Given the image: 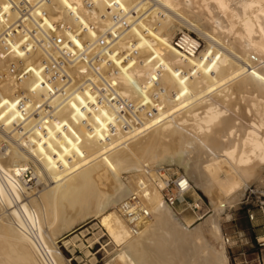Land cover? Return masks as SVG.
I'll use <instances>...</instances> for the list:
<instances>
[{"label":"bare ground","instance_id":"bare-ground-1","mask_svg":"<svg viewBox=\"0 0 264 264\" xmlns=\"http://www.w3.org/2000/svg\"><path fill=\"white\" fill-rule=\"evenodd\" d=\"M7 1L0 264H65L55 241L94 216L121 264H229L221 217L264 195V0ZM184 27L209 40L200 56L175 43ZM174 166L210 199L204 223L164 202ZM134 194L151 211L137 236L120 214Z\"/></svg>","mask_w":264,"mask_h":264},{"label":"rangeland","instance_id":"rangeland-1","mask_svg":"<svg viewBox=\"0 0 264 264\" xmlns=\"http://www.w3.org/2000/svg\"><path fill=\"white\" fill-rule=\"evenodd\" d=\"M184 34L189 35L192 39L199 43L198 56L203 54L210 42L202 34L195 30H189L184 27L183 32H178L175 38V43L179 42ZM254 71H251L252 73ZM173 174L182 173V170L177 166L169 168ZM179 175V174H178ZM123 177L128 179L130 175L124 173ZM31 178H29L30 180ZM34 182L28 183L29 188L33 186ZM107 180L99 184L102 191H107ZM246 192V193H245ZM244 192L240 203L233 205L227 209L221 217L220 229L222 235V242L225 247L226 256L229 264H260L264 258V252H261L258 245L257 232L264 229V195L262 191L257 189V186L251 185ZM204 192H195L192 190V196L195 199L201 198L204 202V207L212 213L213 208L210 205V199ZM209 199V200H208ZM188 202L189 199H188ZM175 211V210H174ZM176 213L182 220H189L192 224L204 223L206 218L197 220V217L191 212L187 205L180 207ZM254 216V221L250 217ZM205 226V230H204ZM206 225L201 227V232L207 238L208 227ZM203 228V229H202ZM207 229V232H205ZM229 233L234 238L233 243L228 246L225 242L224 235ZM211 240L210 247L216 249L220 248L221 242ZM219 243V244H218ZM54 247L58 256H61L65 264H121L115 258L116 253L120 248L113 243L108 236L106 230L101 226V219L94 216L82 224L76 225L72 230L65 233L59 240L55 241ZM236 260V262H235ZM263 264V263H262Z\"/></svg>","mask_w":264,"mask_h":264},{"label":"built area","instance_id":"built-area-1","mask_svg":"<svg viewBox=\"0 0 264 264\" xmlns=\"http://www.w3.org/2000/svg\"><path fill=\"white\" fill-rule=\"evenodd\" d=\"M5 3H8V1L5 0ZM159 176L165 183L162 194L164 202L168 206L179 211L181 206L187 205L197 217V220L204 219L210 214L204 207L202 199H195L192 196L191 183L184 176L173 174L169 169L159 170ZM188 199L190 202H188ZM120 214L127 223L133 236L139 235L142 232L144 223L151 218V211L147 207L146 200L143 196L136 194L121 205ZM250 219L254 221V216H251ZM224 239L228 246L234 241V238L229 233H225ZM258 245L261 252H264V234L261 239H258ZM262 263L264 264V258ZM262 263L260 261V264Z\"/></svg>","mask_w":264,"mask_h":264},{"label":"crops","instance_id":"crops-1","mask_svg":"<svg viewBox=\"0 0 264 264\" xmlns=\"http://www.w3.org/2000/svg\"><path fill=\"white\" fill-rule=\"evenodd\" d=\"M263 234H264V229L258 230V232H257L258 239H261L263 237Z\"/></svg>","mask_w":264,"mask_h":264}]
</instances>
